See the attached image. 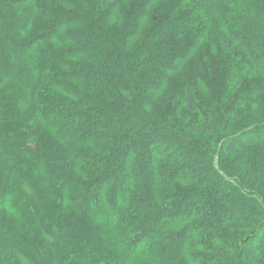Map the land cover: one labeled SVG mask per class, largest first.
<instances>
[{
  "label": "trees",
  "instance_id": "trees-1",
  "mask_svg": "<svg viewBox=\"0 0 264 264\" xmlns=\"http://www.w3.org/2000/svg\"><path fill=\"white\" fill-rule=\"evenodd\" d=\"M260 175L264 0H0V264H259Z\"/></svg>",
  "mask_w": 264,
  "mask_h": 264
},
{
  "label": "rangeland",
  "instance_id": "rangeland-1",
  "mask_svg": "<svg viewBox=\"0 0 264 264\" xmlns=\"http://www.w3.org/2000/svg\"><path fill=\"white\" fill-rule=\"evenodd\" d=\"M255 171L256 173H259L258 169H256ZM259 178L261 179L259 182V186L256 188L249 187V189L250 192H255V194L259 193L264 196V175L262 177L260 175ZM249 199L253 202L250 201V203L247 205L255 207L258 216L255 219H248L247 216H243V219H241L242 221L238 225L241 228L238 240L240 242V245H246L247 250L254 247V250L256 251V261H258L259 264H264V204L259 200V197H256L254 194L250 195ZM258 238L261 239H259V242L257 244L256 241Z\"/></svg>",
  "mask_w": 264,
  "mask_h": 264
}]
</instances>
